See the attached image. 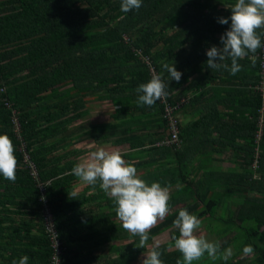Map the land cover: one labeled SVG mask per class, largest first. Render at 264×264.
I'll list each match as a JSON object with an SVG mask.
<instances>
[{
    "label": "trees",
    "instance_id": "1",
    "mask_svg": "<svg viewBox=\"0 0 264 264\" xmlns=\"http://www.w3.org/2000/svg\"><path fill=\"white\" fill-rule=\"evenodd\" d=\"M121 2L0 0V135L12 139L19 165L14 183L0 175V264L25 255L27 264H52L38 184L64 246L60 264H85L86 256L92 264H132L145 253L138 247L140 237L122 227L116 205L99 182H84L75 199L69 196L80 180L72 168L85 151L81 145L90 140L126 145L124 158L142 179L172 189L168 215L148 233L147 244L170 231L169 241L152 248L162 253L163 264L183 258L173 240L179 236L174 220L181 209L201 219L215 235L213 241L232 235L221 244V250H234L228 261L205 254L193 264H264V125L256 142L258 120L264 118L258 90L261 48L238 60L242 70L235 75L230 58L220 62L228 65L229 78L243 74L248 79L240 81L249 87L240 92L250 101L239 112L244 133L231 151L239 155L240 168L202 166L195 180L188 167L193 158L181 150L178 113L220 76V68L208 67L207 51L223 47L221 37L231 20L218 21L230 18L237 0H142L139 10L126 13ZM257 33L262 39L263 28ZM165 63L182 73L179 82L170 81ZM152 72L163 76L168 95L151 107L140 106L136 89L149 82ZM96 102L110 105L108 118L85 122ZM166 104L177 106L172 116L178 141L170 146L158 145L169 134ZM231 203L239 205L235 211ZM247 245L254 257L234 259ZM83 250L86 256H78Z\"/></svg>",
    "mask_w": 264,
    "mask_h": 264
},
{
    "label": "clouds",
    "instance_id": "2",
    "mask_svg": "<svg viewBox=\"0 0 264 264\" xmlns=\"http://www.w3.org/2000/svg\"><path fill=\"white\" fill-rule=\"evenodd\" d=\"M142 0H122L121 11L129 12L139 10ZM230 18H220L219 23L228 24L230 28L221 37L223 47L212 46L207 51V65L210 69L228 68L227 64L220 62L231 59L230 72L232 75L242 70L238 63L249 52L255 53L264 47L258 29L264 28V0H237L231 7ZM164 70L169 79L179 82L182 73L177 71L175 65L165 63ZM168 84L161 74H154L149 82L143 83L136 89L139 93L138 105L149 107L157 101L166 99ZM18 159L15 155V146L7 134L0 135V175L4 179L15 182L17 179ZM72 174L88 185L99 187L113 200L116 205L117 218L122 227L133 236H139V248L146 249L149 240V231L164 219L169 211L171 199L169 188L161 186L159 182L151 185L142 179L137 168L124 159L119 150H107L103 147L92 151L82 162L72 168ZM75 199L76 192L69 193ZM41 199H44L42 197ZM202 221L187 209H181L174 220V227L179 230V236L173 237L174 247L182 253V260L176 264H193L201 260L205 254L213 260L228 261L233 255L231 247L221 250L219 241H209L203 234H198ZM254 249L247 245L243 249L245 256L251 255ZM162 253L155 249L144 253L142 264H163L160 259ZM60 264L59 257L54 258ZM29 257L23 256L12 264H27Z\"/></svg>",
    "mask_w": 264,
    "mask_h": 264
},
{
    "label": "crops",
    "instance_id": "3",
    "mask_svg": "<svg viewBox=\"0 0 264 264\" xmlns=\"http://www.w3.org/2000/svg\"><path fill=\"white\" fill-rule=\"evenodd\" d=\"M220 69L221 73L216 78V82L199 91L200 99L190 104L185 103L186 106L178 113L181 125V150L186 151L193 158L188 167L195 180L202 174V171L197 169L202 166L212 170H232L240 168L241 165L239 155L232 152L238 149L241 143L239 136L244 133L239 125V112L248 109L250 101L240 92H246L249 87L245 84L241 86L240 81L242 79L243 83H246L248 79L244 78L246 76L243 74L241 76L238 74L237 79H231L228 77L229 72L225 73L224 67ZM178 90L179 88L176 91ZM230 91L234 94L226 96L225 93ZM102 145L111 146L107 143ZM111 147H115L123 154L127 152L126 145ZM95 150L97 147L93 151ZM79 183L84 184L79 180L76 185ZM69 231L75 233L73 228ZM76 244L73 246H77ZM60 249L61 255L63 244ZM85 251L83 250L78 256H86ZM86 258L88 261L83 263L92 264L91 258L87 256ZM77 259L82 260V258Z\"/></svg>",
    "mask_w": 264,
    "mask_h": 264
},
{
    "label": "rangeland",
    "instance_id": "4",
    "mask_svg": "<svg viewBox=\"0 0 264 264\" xmlns=\"http://www.w3.org/2000/svg\"><path fill=\"white\" fill-rule=\"evenodd\" d=\"M110 105L108 103H91L90 106H89V113L86 117V121L85 122H92V120H105L108 118V114L110 112ZM93 142L90 140V141H86V142H83V144L81 145L82 148L85 149V151L77 157V162L80 163L82 161H84L88 156L89 154L92 152V150H94L96 147L97 149L103 147L107 150H117L115 147H111V146H108V145H102V143H96V144H93ZM79 147V146H78ZM87 149V151H86ZM91 149V150H90ZM84 187V184L83 183H79L75 186V192L78 193L80 192L81 190V187ZM170 191V194L172 192V189H169ZM232 206H231V210L235 211V209H237V207L239 206L237 203H231ZM223 209L221 208H218L216 210V213L218 215H223ZM225 212V211H224ZM169 230L165 231L164 233H162L161 235L155 237L154 239H152V241L147 244V247H146V251L147 250H152V248L154 246H157L159 244H162L164 242H167L170 240V237H169ZM130 233V232H129ZM198 234H203L209 241H213V239H215V235H212L209 233V229L207 227V225L205 223H203L201 225V228L198 230ZM230 237H232V235H228L226 236L225 239L223 240H220V245L223 244V241H226L227 239H229ZM61 243V242H60ZM63 244V243H61ZM229 248V247H228ZM145 251V252H146ZM233 253H234V250H233ZM252 257H254V254H251V255H247L245 256L244 254H241V255H238L236 258L234 259H251ZM146 258L144 256V253L139 255L138 256V259H136L132 264H142V260Z\"/></svg>",
    "mask_w": 264,
    "mask_h": 264
},
{
    "label": "built area",
    "instance_id": "5",
    "mask_svg": "<svg viewBox=\"0 0 264 264\" xmlns=\"http://www.w3.org/2000/svg\"><path fill=\"white\" fill-rule=\"evenodd\" d=\"M263 32H264V28H263ZM262 41H263V44H264V33H263V36H262ZM259 59H260V61H259L260 62V72H259L260 83H259L258 90L261 93L262 98L264 99V47H261V54H259ZM152 74H153V72H152ZM176 109H177V106L172 107V106H169V105L166 104L164 112H165V117L168 119V126H169V132L168 133L169 134H168V137H167L168 139L165 140L163 143H158V145L159 144L160 145L163 144V145L170 146L171 144L177 143V141H178V129H177V126H176L177 123H176L175 117L172 116V112L174 110H176ZM263 111H264V107L261 108V113H263ZM258 123H259V126H258L259 128H258L257 135H256V142L258 141L259 137L262 134V129H263V125H264V118H263L262 115H261L260 119L258 120ZM33 174H35V173L33 172ZM38 186H39V190H40L41 198H42V197H44L43 196L44 190H43V187L40 184H38ZM41 200H42V206H43V208H42V216H43L45 229H46V232L48 234V238H49L51 247H52V249L54 251L52 264H56L54 258L56 257V255L57 256L60 255V253H61L60 246L62 244L57 239V233L55 232L54 226L52 224L51 215H50V213L48 211V208H47V205H46V200H45V198L41 199Z\"/></svg>",
    "mask_w": 264,
    "mask_h": 264
}]
</instances>
